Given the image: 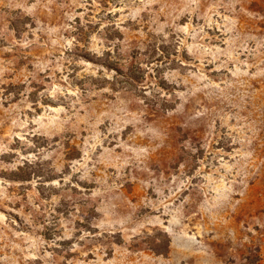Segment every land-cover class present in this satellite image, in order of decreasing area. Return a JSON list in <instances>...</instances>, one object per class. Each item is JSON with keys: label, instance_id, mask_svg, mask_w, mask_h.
Returning <instances> with one entry per match:
<instances>
[{"label": "rangeland", "instance_id": "1", "mask_svg": "<svg viewBox=\"0 0 264 264\" xmlns=\"http://www.w3.org/2000/svg\"><path fill=\"white\" fill-rule=\"evenodd\" d=\"M0 264H264V0H0Z\"/></svg>", "mask_w": 264, "mask_h": 264}]
</instances>
